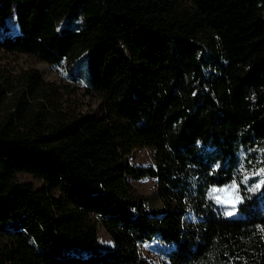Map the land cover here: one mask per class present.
I'll return each instance as SVG.
<instances>
[{"label": "trees", "instance_id": "16d2710c", "mask_svg": "<svg viewBox=\"0 0 264 264\" xmlns=\"http://www.w3.org/2000/svg\"><path fill=\"white\" fill-rule=\"evenodd\" d=\"M14 2L23 36L0 47L87 52L103 108L67 114L37 70L22 77L37 104L0 122V264H149L140 245L156 236L174 243L168 264H264V0H0V23ZM147 145L156 168L130 166ZM150 172L159 208L128 182ZM233 182L226 216L207 191Z\"/></svg>", "mask_w": 264, "mask_h": 264}, {"label": "rangeland", "instance_id": "374dc122", "mask_svg": "<svg viewBox=\"0 0 264 264\" xmlns=\"http://www.w3.org/2000/svg\"><path fill=\"white\" fill-rule=\"evenodd\" d=\"M83 18L81 15L79 22ZM61 23L63 20L60 21ZM17 36H23V31L18 18L17 2H14L11 4L9 13L0 23V41L4 42L8 38L12 39ZM207 36L208 34L203 33L201 39L204 40L203 37L207 38ZM78 55L73 58L65 57L59 62H50L35 54L9 52L0 47V82L8 88L0 93V122L7 119L10 113L18 112V110H23L28 114L37 104V100H32L27 93L22 92L25 90L22 77L30 70H37L43 81L49 84V88L56 90L51 100L56 102V107L60 110L77 116L100 114L103 102L100 95L91 87V67L88 54L81 52ZM127 158L132 167L156 168L157 149L155 146L148 145L134 147L128 153ZM18 178L21 181L31 182L35 187L42 184L28 169H23ZM128 182L132 192L142 197L147 207L159 208L161 206L158 178L155 174L150 172L137 178L128 177ZM61 192V189L57 191L59 194ZM207 195L221 208L224 215H237V207L242 200L237 183L213 186L207 191ZM43 199L47 201L46 198ZM184 206L183 224L190 226L191 222H198V217L194 214L191 204L185 203ZM98 241L105 246L113 244L109 234L101 225L98 229ZM172 248H174V243L169 244L156 236L140 245V255L149 264H168V253Z\"/></svg>", "mask_w": 264, "mask_h": 264}, {"label": "flooded vegetation", "instance_id": "af4514ba", "mask_svg": "<svg viewBox=\"0 0 264 264\" xmlns=\"http://www.w3.org/2000/svg\"><path fill=\"white\" fill-rule=\"evenodd\" d=\"M170 252V251H169ZM169 254V253H168Z\"/></svg>", "mask_w": 264, "mask_h": 264}]
</instances>
